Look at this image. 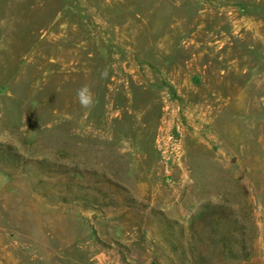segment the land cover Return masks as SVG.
I'll return each mask as SVG.
<instances>
[{"label": "rangeland", "instance_id": "rangeland-1", "mask_svg": "<svg viewBox=\"0 0 264 264\" xmlns=\"http://www.w3.org/2000/svg\"><path fill=\"white\" fill-rule=\"evenodd\" d=\"M0 264H264V0H0Z\"/></svg>", "mask_w": 264, "mask_h": 264}, {"label": "clouds", "instance_id": "clouds-1", "mask_svg": "<svg viewBox=\"0 0 264 264\" xmlns=\"http://www.w3.org/2000/svg\"><path fill=\"white\" fill-rule=\"evenodd\" d=\"M106 76V71L101 73V78H106ZM77 99L83 108L91 109L94 106V94L91 88L87 85H84L77 90Z\"/></svg>", "mask_w": 264, "mask_h": 264}]
</instances>
